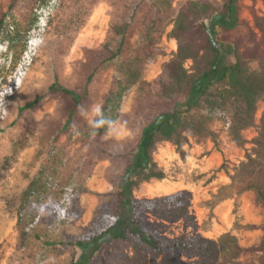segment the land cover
I'll use <instances>...</instances> for the list:
<instances>
[{
	"label": "rangeland",
	"instance_id": "rangeland-1",
	"mask_svg": "<svg viewBox=\"0 0 264 264\" xmlns=\"http://www.w3.org/2000/svg\"><path fill=\"white\" fill-rule=\"evenodd\" d=\"M183 1L0 0V264H70L75 249L68 243L89 232L103 205L111 208L106 194L117 189L148 125L187 96L167 68L178 53L171 31ZM254 11L264 16V0H243V24L229 33L219 29L220 35L249 37L251 28L258 38ZM8 16L13 29L5 22ZM106 43L114 49L122 45V54L97 72L73 121L61 127L69 97H38L53 83L83 91L85 50ZM191 65L192 60L185 62ZM223 88L212 89L190 111L209 124L217 141L190 136L185 156L173 142H158L154 158L166 177L142 183L135 194L153 198L188 190L193 218L149 213L148 224L171 238L218 240L230 232L243 251L234 260L223 254L215 264H264V204L254 190L221 191L252 146L235 140L236 106L222 101ZM114 90L123 91L118 118L96 135L91 127ZM31 102L18 116L19 107ZM263 113L264 98L255 125L242 131L248 141L258 134ZM125 254H133L130 241L107 240L89 264H124ZM198 258L183 256L182 264ZM164 260L160 254L148 264Z\"/></svg>",
	"mask_w": 264,
	"mask_h": 264
},
{
	"label": "trees",
	"instance_id": "trees-1",
	"mask_svg": "<svg viewBox=\"0 0 264 264\" xmlns=\"http://www.w3.org/2000/svg\"><path fill=\"white\" fill-rule=\"evenodd\" d=\"M242 1L184 0L181 4L171 31L178 41V53L167 63V68L171 76L188 89L187 96L176 101L172 110L158 113L148 125L117 189L106 194L111 196V208L103 205L89 232L68 243L75 249L70 264H89L107 240L132 243L133 254H125L121 258L124 264H148L153 256L160 254L165 255L161 264H182L183 256H198L192 264H215L223 254L234 260L243 251L238 238L230 232L222 234L218 240L201 235L171 238L148 224L149 213L168 218H193L189 211L191 192L188 190L181 189L153 198H138L135 194L142 183L166 177L165 171L154 158V148L158 142H173L178 152L185 156L187 151L184 145L189 142L190 136L217 141V135L209 124L190 111L212 89L223 86L220 92L222 101L235 102L236 106L231 132L239 146L246 148L247 142H251L252 146L246 148L245 159L235 167L231 175L232 182L223 185L221 191L254 190L257 200L264 204V113L258 125V134L250 141L242 135L244 129L255 125L258 102L264 98V16L253 12L258 38L251 28L249 37L240 35L233 40L221 36L219 31L229 33L241 27ZM2 24L0 20V30ZM122 52V45L114 49L107 43L98 48H87L88 73L83 91L53 83L37 100L55 93L68 96L67 119L60 125L66 127L87 98L89 85L97 72ZM187 60H192L190 68L185 66ZM254 61L259 63L257 68L251 66ZM122 96V90L110 92L105 99V111L91 127L92 133L102 135L109 124L118 118L117 109ZM31 105L32 102L19 107L18 116ZM110 105L111 110L107 112ZM31 190L32 187H29L27 193ZM225 198L222 196L221 200Z\"/></svg>",
	"mask_w": 264,
	"mask_h": 264
},
{
	"label": "built area",
	"instance_id": "built-area-1",
	"mask_svg": "<svg viewBox=\"0 0 264 264\" xmlns=\"http://www.w3.org/2000/svg\"><path fill=\"white\" fill-rule=\"evenodd\" d=\"M6 23H8V26L13 29L14 28V25L12 23V20H11V17L8 16L7 19L5 20Z\"/></svg>",
	"mask_w": 264,
	"mask_h": 264
},
{
	"label": "crops",
	"instance_id": "crops-1",
	"mask_svg": "<svg viewBox=\"0 0 264 264\" xmlns=\"http://www.w3.org/2000/svg\"><path fill=\"white\" fill-rule=\"evenodd\" d=\"M219 207H220V206L217 207L216 212H218L217 210H218ZM219 210H221L220 213H222V212H224L225 208H222V207H221V209H219Z\"/></svg>",
	"mask_w": 264,
	"mask_h": 264
},
{
	"label": "bare ground",
	"instance_id": "bare-ground-1",
	"mask_svg": "<svg viewBox=\"0 0 264 264\" xmlns=\"http://www.w3.org/2000/svg\"><path fill=\"white\" fill-rule=\"evenodd\" d=\"M31 44H32V47H33V45H36V46H37V44H36V43H34V42H33V43H31Z\"/></svg>",
	"mask_w": 264,
	"mask_h": 264
}]
</instances>
